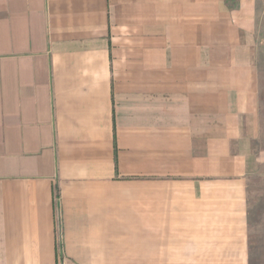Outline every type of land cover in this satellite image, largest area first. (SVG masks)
Returning a JSON list of instances; mask_svg holds the SVG:
<instances>
[{
	"label": "crops",
	"instance_id": "0c3cea01",
	"mask_svg": "<svg viewBox=\"0 0 264 264\" xmlns=\"http://www.w3.org/2000/svg\"><path fill=\"white\" fill-rule=\"evenodd\" d=\"M256 0H0V264H248Z\"/></svg>",
	"mask_w": 264,
	"mask_h": 264
},
{
	"label": "rangeland",
	"instance_id": "374dc122",
	"mask_svg": "<svg viewBox=\"0 0 264 264\" xmlns=\"http://www.w3.org/2000/svg\"><path fill=\"white\" fill-rule=\"evenodd\" d=\"M252 50L256 111L244 126L249 150L246 170L248 264H264V0H256Z\"/></svg>",
	"mask_w": 264,
	"mask_h": 264
}]
</instances>
